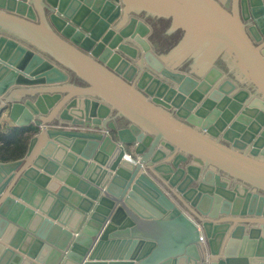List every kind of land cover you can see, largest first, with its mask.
Listing matches in <instances>:
<instances>
[{"label": "water", "instance_id": "1", "mask_svg": "<svg viewBox=\"0 0 264 264\" xmlns=\"http://www.w3.org/2000/svg\"><path fill=\"white\" fill-rule=\"evenodd\" d=\"M3 114L0 264H264V0H0Z\"/></svg>", "mask_w": 264, "mask_h": 264}, {"label": "trees", "instance_id": "2", "mask_svg": "<svg viewBox=\"0 0 264 264\" xmlns=\"http://www.w3.org/2000/svg\"><path fill=\"white\" fill-rule=\"evenodd\" d=\"M28 131L16 127L0 126V163L21 159L27 149Z\"/></svg>", "mask_w": 264, "mask_h": 264}, {"label": "crops", "instance_id": "3", "mask_svg": "<svg viewBox=\"0 0 264 264\" xmlns=\"http://www.w3.org/2000/svg\"><path fill=\"white\" fill-rule=\"evenodd\" d=\"M6 117H7V116H6ZM6 117H4V118H6ZM0 126H9V127H11V126H13V125H12V123L9 122V121H6V122L4 121L3 124L0 122ZM30 138H31V136H29V140H30ZM184 212H185V211H184ZM185 213H186V212H185ZM154 220H155V218H153V222L148 223V226H144V227L142 228V234L145 235V236L152 235L153 237H156V236H159V235H166V236H167V234H164V232H162V230H163L164 228H159V224L156 223ZM235 223H236V222H235ZM235 223L232 224V227L235 225ZM156 227H157V228H156ZM159 229H160V231H159ZM157 238L161 239V240H162L161 243L165 244V246L171 244V243L168 242V240H166V239H162L161 237H157Z\"/></svg>", "mask_w": 264, "mask_h": 264}, {"label": "built area", "instance_id": "4", "mask_svg": "<svg viewBox=\"0 0 264 264\" xmlns=\"http://www.w3.org/2000/svg\"><path fill=\"white\" fill-rule=\"evenodd\" d=\"M4 117H6V114L2 115V121H1L2 124L4 123V121H3L5 119ZM43 128L44 129H51V130H58V131H75V132H87V133H100V134L108 135V131L107 130H98V129H93V128L72 127V126H57V125H45ZM128 158L131 159L130 156H128ZM200 241L202 243H204V239H203L202 236L200 237Z\"/></svg>", "mask_w": 264, "mask_h": 264}]
</instances>
